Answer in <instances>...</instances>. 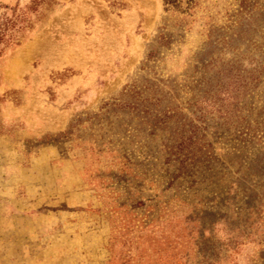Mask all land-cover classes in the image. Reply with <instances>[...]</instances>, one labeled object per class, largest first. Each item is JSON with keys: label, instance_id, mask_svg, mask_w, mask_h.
Masks as SVG:
<instances>
[{"label": "rangeland", "instance_id": "1", "mask_svg": "<svg viewBox=\"0 0 264 264\" xmlns=\"http://www.w3.org/2000/svg\"><path fill=\"white\" fill-rule=\"evenodd\" d=\"M0 264H264V0H0Z\"/></svg>", "mask_w": 264, "mask_h": 264}]
</instances>
